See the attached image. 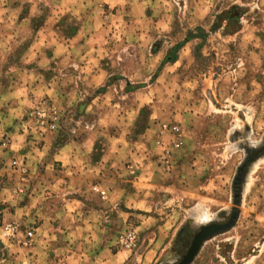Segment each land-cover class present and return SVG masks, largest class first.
<instances>
[{
  "label": "rangeland",
  "instance_id": "374dc122",
  "mask_svg": "<svg viewBox=\"0 0 264 264\" xmlns=\"http://www.w3.org/2000/svg\"><path fill=\"white\" fill-rule=\"evenodd\" d=\"M8 223L0 264H182L209 228L187 264H264V0H0Z\"/></svg>",
  "mask_w": 264,
  "mask_h": 264
},
{
  "label": "built area",
  "instance_id": "2783aa9c",
  "mask_svg": "<svg viewBox=\"0 0 264 264\" xmlns=\"http://www.w3.org/2000/svg\"><path fill=\"white\" fill-rule=\"evenodd\" d=\"M37 117H43L44 114H41V111H37L35 113ZM160 133L167 132L171 134V139L169 140L170 142L168 144H165L163 141V138L161 137L157 143H158V148L160 149L159 153V161L161 163H168V158L172 155V150L182 144V141L180 139L181 133L178 129V127L174 124H162L160 126ZM93 191H98L97 186L93 187ZM19 227L15 224H5L4 226L1 227L0 229V237L5 239V240H17L19 237ZM33 237V233L31 231H26L23 235V242L26 243L27 241H30L31 238ZM120 237V242L125 246V247H130L132 244V241L135 238L134 232H127L119 236Z\"/></svg>",
  "mask_w": 264,
  "mask_h": 264
},
{
  "label": "water",
  "instance_id": "95a60500",
  "mask_svg": "<svg viewBox=\"0 0 264 264\" xmlns=\"http://www.w3.org/2000/svg\"><path fill=\"white\" fill-rule=\"evenodd\" d=\"M218 231H219V228H209V229L203 230L200 234H198V236L195 239V242H194V245H193L191 251L189 252L187 258L182 262V264H187L191 260V258L193 257V255L197 251L198 246L200 245L201 241L204 238H206V237H208V236H210V235H212Z\"/></svg>",
  "mask_w": 264,
  "mask_h": 264
},
{
  "label": "crops",
  "instance_id": "0c3cea01",
  "mask_svg": "<svg viewBox=\"0 0 264 264\" xmlns=\"http://www.w3.org/2000/svg\"><path fill=\"white\" fill-rule=\"evenodd\" d=\"M112 179H110V181L107 182V185H112Z\"/></svg>",
  "mask_w": 264,
  "mask_h": 264
},
{
  "label": "flooded vegetation",
  "instance_id": "af4514ba",
  "mask_svg": "<svg viewBox=\"0 0 264 264\" xmlns=\"http://www.w3.org/2000/svg\"><path fill=\"white\" fill-rule=\"evenodd\" d=\"M192 247H193V246H192ZM191 249H192V248H191ZM191 249H190V251H191ZM190 251H189V252H190ZM189 252H188V254H189Z\"/></svg>",
  "mask_w": 264,
  "mask_h": 264
}]
</instances>
